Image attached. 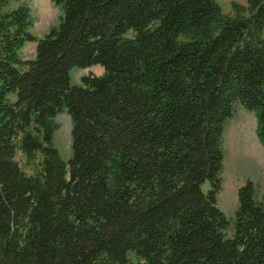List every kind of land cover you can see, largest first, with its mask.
Segmentation results:
<instances>
[{
    "label": "trees",
    "instance_id": "obj_1",
    "mask_svg": "<svg viewBox=\"0 0 264 264\" xmlns=\"http://www.w3.org/2000/svg\"><path fill=\"white\" fill-rule=\"evenodd\" d=\"M9 1L0 264H264V198L238 186L231 234L216 201L236 104L254 112L264 148V0L231 14L215 0H51L62 14L41 37L28 6ZM93 65L99 75L70 84L71 67ZM62 111L66 162L51 144Z\"/></svg>",
    "mask_w": 264,
    "mask_h": 264
},
{
    "label": "rangeland",
    "instance_id": "obj_2",
    "mask_svg": "<svg viewBox=\"0 0 264 264\" xmlns=\"http://www.w3.org/2000/svg\"><path fill=\"white\" fill-rule=\"evenodd\" d=\"M215 1L225 14L232 13L233 3L245 5V0ZM20 2L25 3L29 8L33 21L29 30L36 37H41L49 27L55 26L62 14L60 6L53 4L51 0H10L8 7H15ZM34 49V42H26L20 48L19 55L22 59H30L34 56ZM88 73L99 75L101 68L96 65L86 69L71 67L69 69L70 84L79 85L80 76ZM53 120L57 123V129L52 133L51 144L56 148L59 157L66 162L71 154V119L66 111H62L57 113ZM222 150L221 181L216 201L228 220L224 232L231 234L238 186L249 180L253 185L256 198H264V148L256 135V118L253 111L240 104L235 105L232 115L223 125ZM16 157L26 172H33L32 164H24L19 152L16 153ZM208 186L207 179L200 185L203 191Z\"/></svg>",
    "mask_w": 264,
    "mask_h": 264
},
{
    "label": "crops",
    "instance_id": "obj_3",
    "mask_svg": "<svg viewBox=\"0 0 264 264\" xmlns=\"http://www.w3.org/2000/svg\"><path fill=\"white\" fill-rule=\"evenodd\" d=\"M96 66H98V65H96ZM100 67V66H99ZM88 68V67H87ZM101 68V67H100ZM86 69V68H85ZM101 72H102V68H101Z\"/></svg>",
    "mask_w": 264,
    "mask_h": 264
}]
</instances>
